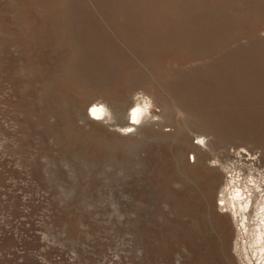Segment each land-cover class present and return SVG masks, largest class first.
Listing matches in <instances>:
<instances>
[{"label": "rangeland", "instance_id": "1", "mask_svg": "<svg viewBox=\"0 0 264 264\" xmlns=\"http://www.w3.org/2000/svg\"><path fill=\"white\" fill-rule=\"evenodd\" d=\"M261 194L264 0H0V264H264Z\"/></svg>", "mask_w": 264, "mask_h": 264}, {"label": "bare ground", "instance_id": "2", "mask_svg": "<svg viewBox=\"0 0 264 264\" xmlns=\"http://www.w3.org/2000/svg\"><path fill=\"white\" fill-rule=\"evenodd\" d=\"M90 108H91L90 115H92V116H96L98 118L99 117L104 118V116L106 115V110L102 106L92 105ZM131 111L132 112L129 115V116H131V120H132L131 123L139 122L143 117V116H141L143 114V109L138 107V106L137 107L135 106V107H133V109ZM227 194H228V197L221 198V200H220L221 202L219 204L223 205V208L225 209V211H229L230 215L233 217L235 216V214L237 212H239V210H240L239 208H241L243 204L245 207L250 204L248 200H244V198H248L247 191L244 189L241 190V188L239 189L238 186H236V185L234 186V188H232V190H229V192ZM241 197H244L243 200L241 199ZM261 197H262V199H260L258 202L259 205H261V206L257 207L258 208L257 216L261 217V221L263 222V224H261V226L264 229V194H261ZM237 205H238V207H236ZM242 209H244V208H242ZM260 235L258 238L259 243L261 241H263V238ZM262 249L263 248L260 247L259 250L263 251Z\"/></svg>", "mask_w": 264, "mask_h": 264}]
</instances>
